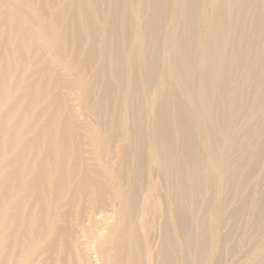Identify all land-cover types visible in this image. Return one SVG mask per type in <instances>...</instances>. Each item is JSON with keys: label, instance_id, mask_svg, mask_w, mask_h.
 Segmentation results:
<instances>
[{"label": "bare ground", "instance_id": "6f19581e", "mask_svg": "<svg viewBox=\"0 0 264 264\" xmlns=\"http://www.w3.org/2000/svg\"><path fill=\"white\" fill-rule=\"evenodd\" d=\"M136 2L0 0V264H91L83 249L85 244L89 251H95L100 257V264H151V254L146 252L141 238L134 232L133 220L130 222V216L136 217L132 210L139 208L143 220L149 196L164 189L166 195L175 200L176 231L184 235L189 228L182 217L192 215L195 204L182 200L191 201L204 193L202 177L199 181L193 165H202L206 155L219 177L229 179L235 175V170L228 166L230 147L217 150L220 144H215L214 119L209 107L214 93L210 88L187 91L193 93L191 104H201V107L192 114L186 113L183 104L178 107V140L165 130L156 131L151 141L156 147L151 159L155 165L152 173L154 176L158 171L157 176L162 178L163 184H153L142 202L133 204V197L144 188L142 183L136 186L135 183L139 180L140 168L147 161L130 138L135 136L138 123L144 124L141 105L147 102L151 92L146 81L154 80L150 70L156 65V60L149 58L142 46L144 40L149 43L154 35L153 20L165 21L164 10L171 6L168 0H144L142 13H147L150 18L139 26L132 9ZM196 6L199 4L188 1V20L184 24L181 20L178 22L182 30L188 31L198 25ZM238 7L244 8L243 4ZM103 8L110 14L101 25L97 12ZM258 18L264 20L261 14ZM129 26L140 40L130 58L138 65L137 72L141 77L135 76V66L130 67V77L125 85L122 83L125 73L120 74L126 62L133 65L128 56L124 59L115 52L123 48L121 43L128 38ZM229 29L225 7H221L218 14H212L200 47H196L202 55V64L206 61L212 77L227 72L230 56L226 35ZM258 37L256 35L254 39ZM167 52L181 84L186 83L187 77H199L200 64L183 42L172 43ZM54 62L60 71L52 65ZM96 69L88 83L69 74L78 70L79 76L86 77ZM62 70L68 74L60 73ZM115 81L126 86L123 94ZM226 84V80L220 81L217 90ZM224 101L226 99L221 97L220 102ZM75 102L82 105L86 113L104 122L116 115L119 117L122 111L120 116L124 117V124L120 127L116 124L109 139L97 128L88 129L94 152L103 156L104 170L91 169L85 155L83 127L78 121ZM165 117L166 110L161 105L156 117L159 125L165 124ZM189 118L200 127L199 137L189 127L183 128ZM121 128L123 137L117 135ZM256 132L264 134V125ZM99 133L102 140L97 139ZM208 138L214 141L213 145L208 144ZM107 139L111 144L110 151L120 159L117 168L115 157L108 161ZM122 140H125L124 145L117 146ZM151 142L143 138L145 147L140 146V149H145ZM201 144L205 147L204 154L200 151ZM261 151L262 146L257 145L253 147L252 155ZM132 162H135L134 184L131 195H127L125 172ZM244 165L245 160L239 159L237 168ZM210 186L218 192L222 183L214 180ZM235 199L229 197L228 200L231 204ZM94 203L98 207H93ZM213 204L217 205L209 207L207 215L214 218V226L209 231L216 243L225 206L215 200ZM81 205H85L88 212H82V217L73 224V211ZM157 210L161 211L160 206ZM96 211L99 216L103 212L112 216L93 220ZM230 215V218L236 217L235 212ZM126 221L131 225L122 230ZM99 224L109 230L107 235L97 232ZM163 230L162 248L156 264H176L179 246L173 230L168 223L163 225ZM195 237L201 245V254H212V242L204 232H195ZM260 261H264V255Z\"/></svg>", "mask_w": 264, "mask_h": 264}, {"label": "rangeland", "instance_id": "374dc122", "mask_svg": "<svg viewBox=\"0 0 264 264\" xmlns=\"http://www.w3.org/2000/svg\"><path fill=\"white\" fill-rule=\"evenodd\" d=\"M168 1L171 2V6L169 9L164 10L166 14L165 21L153 20L154 35L149 43L144 40L142 46L146 55L156 60V65L150 70V76H154V80L146 81L151 86V92L147 97V102L141 105L144 124L138 123L135 128V136L132 135L130 138V142L135 149L142 152L147 161V164L140 168L139 180L135 183V186L137 183L139 185L142 183L144 185L143 191H140L138 196H134L132 202L133 204H140L153 184H163L162 178L157 176L158 171L154 176L152 173L155 165L151 162V159H153V152L154 149L156 151V147L154 142L151 141H153L152 138L158 130H165L176 140L179 139V128L176 122L178 107L181 104L186 106L185 111L187 114H192L194 110L201 107V104H191L193 93H186L187 91L210 88L214 93L209 107L212 111L211 116L214 119L215 144L216 142L220 144L217 150L222 147H230L228 166L230 169L235 170V175L229 179L219 177L212 167L211 159L206 155L202 165L197 163L193 165L194 173L200 177V179L198 177L199 181L202 177L203 181L201 180V183L203 182L204 193L201 196H196L191 201L182 200L185 203L195 204V212L192 215L186 214L182 217L189 228V232L184 235H179L176 231L177 223L173 212L175 210V200L167 196L164 189L149 196L143 220H141L142 212L137 208V210H132L135 211L137 218L130 216V222L133 220V225L136 228L134 232L141 238L140 241L146 252L151 254V264H156V261H159L158 253L162 248L163 225L165 223H168L169 228L173 230V236L179 246L178 253L175 255L176 264H264V261H260L262 255H264V134L256 132V129L264 125V20L258 18V14L264 16V0H190L194 4H199V7L196 6L199 15L197 17L198 25L188 31L182 30L178 22L179 20L183 24L187 22L186 9L189 0H184V5L183 0ZM142 3H144V0H137L136 4L132 6L139 26H142L150 18L147 13L145 15L142 13ZM242 4L244 8L240 9L238 5ZM102 5L105 4L102 3ZM146 6L148 7V5ZM221 7H225L226 20L230 27L226 35V46L230 59L226 67L227 72L224 75L216 74L212 77L206 61L205 65L202 64V55L196 47H200L204 33L211 22L212 14H218ZM109 14L110 11L107 12L104 8L100 13L97 12V18L101 25H104V21L108 19ZM192 19L194 20L195 17ZM135 33L136 31L129 26L128 38L122 40L121 45L123 48L118 49L115 52L116 54L124 59L127 56L132 57V52L140 43L139 37ZM256 35H259L257 40L254 39ZM176 41L183 42V45L198 61L201 68L197 79L187 77L186 83L183 84L175 76V64L167 52V48ZM191 46L194 48H191ZM101 56L99 55V57ZM215 56L220 57L217 54ZM51 59H54V57H51ZM130 63L133 66L126 62V67L120 74L125 73V80L122 82L125 85L128 77H130L128 72L130 67L135 66V76L138 79L141 77L140 73L138 74V65H134V60L131 58ZM52 65L57 68V63L54 62ZM96 72L97 69L86 77L79 76L78 70L70 71L69 74L88 83ZM60 73L68 74L67 71L63 70ZM111 79L114 80V78ZM176 80L179 82H176ZM222 80H226L227 84L221 90H217V85ZM116 84L119 92L123 94L126 86H120L117 82ZM221 97L226 101L220 102ZM93 104L95 106V102ZM161 105L166 110L164 125H159L156 120ZM75 107L76 114L79 116L78 121L83 127L85 155L89 160L91 169L95 171L104 170L105 164H101L103 156L100 157L98 153L94 152L88 129L97 128L102 135L109 139L116 124L119 127L124 124V117L120 116L122 111L119 113V117L116 115L109 121L104 122L96 119L93 114L86 113L83 106H80L77 102H75ZM147 109L148 114L146 115ZM129 125V123L126 125L128 130ZM185 127H189L199 137L201 129L191 118L184 124L183 128ZM120 131L117 135L121 134L120 136L123 137V129L121 128ZM102 135L99 133L97 139L102 140ZM143 138H146L147 141L150 140L151 143L145 149H140V146H144ZM108 139L106 148L108 161L111 162L112 157H115L114 164L117 168L120 159L116 157L113 151H110L111 144L108 143ZM208 142L210 145L214 144V141L209 138ZM124 143L125 140H122L117 146H123ZM257 145L262 146V151L254 156L252 155V149ZM200 151L202 154L206 153L202 144L200 145ZM239 159L245 160V165L243 168L238 169L237 162ZM110 171L108 170V172ZM134 171L135 162H132L125 172L126 185L124 189L127 195H131V187L134 184L132 181ZM214 180H220L222 183V188L218 192L210 186ZM229 197L237 199L230 204ZM214 200L220 201L221 204L219 205L222 206L223 204L225 206V208L223 207L224 215L220 220V237L216 243H214L215 237L209 231V228L214 226V218L207 215V209L217 205L213 204ZM176 202H178V198ZM159 206L161 211L158 212L157 207ZM93 207H98V205L94 203ZM82 212H88L85 205L75 208L72 215L73 224H76V220L80 216L82 217ZM231 212H235L236 217L230 218ZM101 216L111 217L112 214L103 212L99 216L96 211L93 220L100 221ZM130 222H124L122 230H126L131 225ZM99 225L97 232L107 235L109 230L101 224ZM201 230L212 242L211 250H213L210 255L201 254V245L195 237V232ZM81 242L84 244L85 239ZM83 249L87 252L91 264L101 263L100 257L95 251H89L86 244ZM255 257L256 259L253 260Z\"/></svg>", "mask_w": 264, "mask_h": 264}]
</instances>
